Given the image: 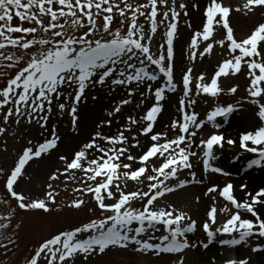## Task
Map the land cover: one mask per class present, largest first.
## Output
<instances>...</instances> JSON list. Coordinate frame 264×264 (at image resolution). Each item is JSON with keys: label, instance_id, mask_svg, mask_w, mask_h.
<instances>
[{"label": "snow or ice", "instance_id": "1", "mask_svg": "<svg viewBox=\"0 0 264 264\" xmlns=\"http://www.w3.org/2000/svg\"><path fill=\"white\" fill-rule=\"evenodd\" d=\"M192 8L200 11L195 0ZM258 10L264 11V0H244L235 8L224 0H207L187 58L195 63L216 47L224 58L208 80L204 73L194 76L192 67L177 80L174 42L181 17L190 16L188 0H0V137L13 124H26L42 138L29 139L11 169L0 168L6 194L16 202L13 206L8 199L0 200L7 206L0 214V249L19 247L21 212L53 214L52 206L61 203L56 182H63L75 185V198L61 203V208L82 211L91 203V215L77 226L49 231L33 245L24 264H93V258L114 250L176 255L172 264H184L186 250H207L214 242L264 254V187L246 191L241 201L233 183L211 184L203 193L213 201L203 222L173 203L161 205L169 194L191 184L203 185L209 173L229 176L213 163L217 152L226 148L239 153L236 160L245 153L255 154L256 158H248L247 168L264 170V21L243 37L230 24L233 12L254 16ZM185 23L192 28L190 20ZM241 73L248 80L245 101L254 106L257 123L236 138H226L217 118L228 121L241 102L216 103L201 119L195 111L196 98H218L224 92L220 78ZM104 89L123 90L126 95L86 141L71 154L59 155L62 167L49 174L42 195L20 190L25 177L31 183L26 172L30 162L50 155L61 143L57 125H50L53 117L69 116L71 131L79 135L82 103L93 90ZM178 89L182 96L177 99L176 118L166 130L157 131L165 104ZM227 91L236 94L238 85ZM129 105H134L136 114L120 124L117 117ZM114 123L116 131L106 133L104 129ZM206 125L212 131L202 136ZM194 159L202 166L199 179ZM130 181L136 190H128ZM247 188L246 183L240 185L241 191ZM219 198L226 202L222 207ZM200 199L195 197V202ZM197 232L205 239L190 240L188 234ZM250 261L251 256H234L223 264ZM208 264H216L215 258Z\"/></svg>", "mask_w": 264, "mask_h": 264}, {"label": "rangeland", "instance_id": "2", "mask_svg": "<svg viewBox=\"0 0 264 264\" xmlns=\"http://www.w3.org/2000/svg\"><path fill=\"white\" fill-rule=\"evenodd\" d=\"M132 2V0H130ZM193 0H188L189 4V13L188 18L181 17L180 25L178 28V36L174 42V64H175V76L179 80L182 73L188 68H193V75H199L204 73L206 80H208L213 74L214 70L219 61L224 57L220 55L221 49L216 47L213 53L210 56H205L203 59H197L195 63H192L188 60V45L190 43V38L193 35V30H200L202 25V12L207 4H203V0H195V3H198L200 6V11H196L192 8ZM224 3L230 5L231 7H239L244 3V0H224ZM190 20L192 28L189 29L186 26L185 21ZM197 21V22H196ZM261 21H264V11L258 10L254 16H245L241 13L233 12L230 17V24L235 30V34L238 37L246 36L253 26ZM119 24V21L116 22ZM197 23V24H196ZM197 25V26H196ZM220 35H223V30L220 31ZM158 39H161L158 37ZM162 42V39H161ZM220 86L224 89V92L218 98H211L208 96H202L197 99V104L195 105V111L200 114L201 119H206V114L211 110V108L216 103L223 105L233 104L237 105V102H241L240 105H237V111L229 117L228 121L222 122V126L219 129L220 132H223L227 137L236 138L239 133L250 130L257 123V118L255 116L254 106L248 104L245 101L246 97V86L248 80L244 73L238 74L237 76H229L227 78H220ZM238 85V91L236 94H229L228 89L232 86ZM95 95L99 99L93 100L91 97ZM126 93L123 90L118 91L117 93H109L107 89L96 91L93 90L88 99L82 103L79 115L80 120V134L77 135L71 131L70 117L65 116H54L50 121L51 124H55L58 127V132L62 137L61 143L58 148L54 150L50 155L30 162V166L26 168L28 176L31 177V183L27 182V177H25V182L20 184V190L28 193L30 195H42L46 189L48 182V176L50 173L54 172L57 168L62 167L61 162L59 161V155H68L71 154L74 149H76L82 142L86 141L89 138V134L93 132L96 124L104 119L107 115V112L112 110V108L119 102L121 97H124ZM175 95L174 106L177 107V99L182 96V93L177 91ZM137 102L141 100V97L137 96ZM152 103L151 99L148 101L150 106ZM242 105V106H241ZM165 111V110H164ZM88 112L87 115H84ZM135 115L136 110L134 105L125 106L122 114H120L117 119H119L120 124L124 123V118L129 115ZM163 114V113H162ZM164 117V116H163ZM163 117L158 121L156 130L163 131L159 128ZM240 120V121H239ZM235 122L238 128L234 131V135H230L224 129L230 122ZM170 122V121H168ZM117 124L114 123L112 128H105L106 133H114L116 131ZM87 131V132H86ZM212 131L211 125H206L205 128L201 131L200 135L207 136V134ZM16 132V135L12 133ZM86 133V134H85ZM29 139L34 141H41L42 138L39 136V132L35 127H30L26 124H22L19 127H16L14 124L9 128L8 133L4 137H0V168L11 169L18 156L21 154L22 149L27 145ZM5 141L7 144L5 145ZM7 147V151H4V148ZM226 152L228 154H226ZM235 153V154H234ZM239 153L232 149L230 151L226 148L225 151H218V160L213 162L214 166L222 167L225 171H232L237 169L235 155ZM49 157L54 159V163L51 166H47L46 162ZM248 158H256L255 154H244L242 161H246ZM194 165H196L195 170L197 172V178H201L202 166L200 165L198 159L193 160ZM236 175L231 174L229 176H223L220 174L209 173L204 176V184L197 185L191 184L184 189L178 190L175 193L169 194L166 199L161 201V205L167 203H173L179 208L188 210L195 219L203 222L206 218V211L209 209V206L213 203L210 198H205L203 193L206 191V188L211 184L225 185L227 183H233L235 186L240 175L245 174L249 171L234 170ZM217 176L220 182L213 183L214 177ZM184 178V177H182ZM66 178H62V181ZM58 184L57 190L60 191V196L58 201L62 204H67L71 202L75 197L73 195L74 184H66L63 182H56ZM239 183H246V181L239 180ZM68 188V191L63 189ZM138 186L134 182H129L128 190H136ZM260 187H264V184ZM259 187V188H260ZM258 190V189H257ZM199 196L200 203L195 202V197ZM8 199L11 204L15 206V201L12 200L6 194L4 188V181L0 179V200ZM61 203L53 205V214L51 216H45L43 214L35 213H20V217L24 220V228L19 236V247L12 248L10 251H5L0 249V264H24L25 257L31 251L33 245L41 239L43 236L47 235L49 231H53L57 228H68L72 226H77L81 222L87 221L91 215L89 209L94 207L93 204H89L87 208H84L82 211H76L67 207L61 208ZM226 202L219 198V204L222 207ZM136 207H140V203L136 202ZM6 205L0 204V214H5ZM56 209H61L56 211ZM201 214H198L202 212ZM98 214V213H97ZM219 220L223 222L225 220V214L221 213L219 215ZM190 240L205 239V234L202 232L188 234ZM227 238V237H224ZM6 242V241H5ZM217 251L219 254L213 255V252ZM110 255V256H109ZM109 256V257H108ZM234 256H251L250 264H264V254H253L245 246H236L235 248L220 245L213 243L210 245L209 249L205 250L199 248L196 250H186L183 253L184 264H208V261L211 258H215L216 264H223L226 259L232 258ZM161 257V258H160ZM156 257L151 254H139L129 252H116L110 253L106 256L93 258V264H172V261L177 259L176 255H170L168 257Z\"/></svg>", "mask_w": 264, "mask_h": 264}, {"label": "bare ground", "instance_id": "3", "mask_svg": "<svg viewBox=\"0 0 264 264\" xmlns=\"http://www.w3.org/2000/svg\"><path fill=\"white\" fill-rule=\"evenodd\" d=\"M202 1V0H201ZM207 0H203V4H206ZM197 22V21H196ZM197 24V23H196ZM197 26V25H196ZM171 95V99H169L166 104H165V111L163 112V114L161 115L160 119L163 117L161 123L159 124V128H161L162 130H166L165 126L167 124H169L172 119L176 118V108L174 106V98L175 95L174 94H170ZM88 112H86L84 115H87ZM160 119L158 121H160ZM240 121V120H239ZM238 128V126L236 125L235 122H230L226 128L224 129L225 131H227L228 133H230V135H234L235 133V129ZM87 132V131H86ZM86 134V133H85ZM230 151H232V149H229ZM226 154H228L226 152ZM54 163V159L49 157L48 161L46 162L47 166H51ZM245 163V162H244ZM241 165H243V161H241ZM243 168V167H242ZM250 173H245L241 176L238 177V181L236 184V188H235V195L241 200L243 201L244 199H246V191H255L257 190L261 185L264 184V170H258L255 167L253 169L250 170ZM241 178V181H246V184L248 185V188L245 191H241L240 190V185L242 183H239V180ZM220 182L221 180H219V178H217V176L214 177V181L213 183ZM203 211L198 213L202 215ZM219 254V252L214 251L213 255ZM110 256V255H109ZM108 256V257H109ZM164 257H167V254H165Z\"/></svg>", "mask_w": 264, "mask_h": 264}]
</instances>
